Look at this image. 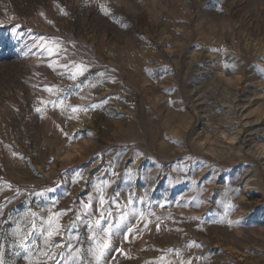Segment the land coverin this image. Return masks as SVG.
<instances>
[{
	"label": "rangeland",
	"instance_id": "1",
	"mask_svg": "<svg viewBox=\"0 0 264 264\" xmlns=\"http://www.w3.org/2000/svg\"><path fill=\"white\" fill-rule=\"evenodd\" d=\"M50 217L59 264H264V0H0L4 264Z\"/></svg>",
	"mask_w": 264,
	"mask_h": 264
},
{
	"label": "snow or ice",
	"instance_id": "2",
	"mask_svg": "<svg viewBox=\"0 0 264 264\" xmlns=\"http://www.w3.org/2000/svg\"><path fill=\"white\" fill-rule=\"evenodd\" d=\"M86 67L84 66H77V73L70 77L71 79H76V75H83L84 72L86 71ZM48 91L51 92V89H48ZM83 99V97H81ZM63 101H61V104ZM87 109L85 108H77V107H72V112H77V111H86ZM92 197H89V201L87 203L82 204V209L83 212L82 214H78L76 216V221H81L84 216L91 217L92 213L90 211L92 204ZM106 203L103 195L99 197V205L100 208L103 209L104 204ZM110 214V213H109ZM35 216V213L32 214ZM57 218L62 215L60 213L54 214ZM121 219H126V214L125 216H122ZM76 221L72 222V227L76 226ZM107 221V216L105 215V212L103 210L100 211L99 216L94 220L93 223H89L87 226L89 227L90 230L93 229H99V232L97 231H92V235L89 237L90 240H95L97 237H99V243L96 244V247L92 251V254L94 255L95 259L97 261L101 260L105 252L109 249L110 247V242L111 238L113 235V226L111 224L107 225V227L104 226V223ZM33 229L36 228V225H32ZM63 228V225L58 223L57 219L53 218H48L47 221L43 222L41 224V227L39 229V234L36 236V233H28L27 236H36V238H43L44 244L49 248V251H46L43 253L44 256L48 257V259H51L54 261V264H59V261L56 260V256L60 254H54L51 249L52 248H59L62 249L64 247L63 244L56 242V237L61 236V229ZM131 231V229H129ZM27 236L25 239H27ZM77 240H79V237H76ZM35 242V241H34ZM22 246L27 247V245H24L22 242ZM69 248H72V245H68ZM81 255L79 249L75 250V255H71L70 257L73 261H75L79 256ZM0 264H4L3 257L0 256Z\"/></svg>",
	"mask_w": 264,
	"mask_h": 264
}]
</instances>
